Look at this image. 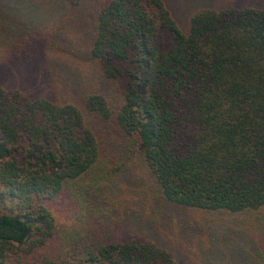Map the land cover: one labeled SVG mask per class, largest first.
Masks as SVG:
<instances>
[{"label": "trees", "instance_id": "16d2710c", "mask_svg": "<svg viewBox=\"0 0 264 264\" xmlns=\"http://www.w3.org/2000/svg\"><path fill=\"white\" fill-rule=\"evenodd\" d=\"M63 1L99 5V80L63 70L58 100L0 83V264H180L156 232L175 219L217 239L210 260L243 250L264 221V0ZM200 211L242 217L192 232Z\"/></svg>", "mask_w": 264, "mask_h": 264}, {"label": "rangeland", "instance_id": "374dc122", "mask_svg": "<svg viewBox=\"0 0 264 264\" xmlns=\"http://www.w3.org/2000/svg\"><path fill=\"white\" fill-rule=\"evenodd\" d=\"M12 1L9 0V3L12 4ZM34 1L37 3L20 0L19 4L12 6L13 9L8 11L6 1L0 0L1 39L5 36V45L0 41V83L6 89L20 90L31 98L57 100L67 96L65 92L58 91L60 82L58 80H61V87L66 81V78L63 79L65 77L63 70L73 76L84 78L86 83H90L89 86L96 85L99 75L88 53L91 46L89 42L92 43L95 36L93 23L97 18L99 5L88 1L81 2L78 6H72L63 0ZM179 2L188 4L189 0H173V4ZM194 8L193 4L192 8L188 9L189 13ZM183 17L184 11L183 16L181 15V18ZM11 20L13 27L9 25ZM57 23L62 25L58 32L54 30L57 28L55 27ZM49 28H52V31ZM14 38H21V51L14 47V43L19 40ZM49 43L59 45V52L50 54L47 46ZM55 65L61 67V76L58 78L50 69V67L55 68ZM56 214L58 222L64 223L63 216ZM190 215L192 216L190 225L189 223L184 225L190 230L193 227L192 232L196 225L204 232L212 229L216 224H220L222 229L226 230L242 217L240 214H208L204 211L192 212ZM253 218L251 213L247 215L249 227L248 235L244 237L245 243H242L244 249L235 253L225 251L220 258L215 256L211 260L208 257L213 254L210 253L220 246L216 244L217 239L208 241L206 237L200 235L192 236V239L184 237L176 219L173 221L172 230L165 229L164 233L160 230L156 232H159L160 236L162 234L163 241L171 246L180 264H264V233H260V226L264 225V221H260L259 224V221ZM124 227L121 225L112 227L118 239L140 233L135 231L136 228L140 229L137 225L135 229ZM142 228L145 230L143 233H148L145 224ZM150 231L154 232L155 229L151 227Z\"/></svg>", "mask_w": 264, "mask_h": 264}]
</instances>
